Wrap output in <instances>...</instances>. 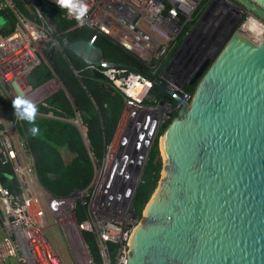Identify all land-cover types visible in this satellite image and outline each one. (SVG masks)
<instances>
[{"label": "built area", "instance_id": "2783aa9c", "mask_svg": "<svg viewBox=\"0 0 264 264\" xmlns=\"http://www.w3.org/2000/svg\"><path fill=\"white\" fill-rule=\"evenodd\" d=\"M45 1L62 7L65 17L75 21L74 26H88L95 33H104L138 59L157 63L185 25L200 14L204 0H82L87 6L83 16L70 11L62 0ZM228 3V0H206L202 16L196 17L182 34L183 41L163 66L159 77L166 82L165 89L174 104L164 100L146 102L150 99L151 79L128 70L126 65L106 61L102 64L103 77L123 93L124 107L101 162L94 163L93 178L86 188L88 196L80 199L87 208V218L82 221L76 218L75 203L67 204L42 188L33 159L19 137L16 118L11 120L0 103V154L3 162L11 164L19 189L17 194H11L0 182V264H67L49 239L48 214L52 225L73 227L82 256L77 264H96L83 238L84 232L94 236L101 264H127L128 239L140 220L134 212L133 197L148 153L163 123L191 97L183 86L203 62L195 70L200 61L195 55L206 40V36L195 33L200 30L205 35L216 29L212 38H207L217 39L240 21V14L236 13L239 11L232 12ZM27 5L35 8V0H27ZM4 6L12 8L8 0L0 1V8ZM207 15L215 18L214 25L205 23ZM15 16L13 31L5 36L0 34V97L11 107L17 98L35 105L33 100L41 87L33 88L27 77L40 64L51 41L50 21L45 27L19 14ZM263 37L264 32L254 42ZM111 244L116 246L113 256ZM69 248L71 252L76 250Z\"/></svg>", "mask_w": 264, "mask_h": 264}, {"label": "water", "instance_id": "95a60500", "mask_svg": "<svg viewBox=\"0 0 264 264\" xmlns=\"http://www.w3.org/2000/svg\"><path fill=\"white\" fill-rule=\"evenodd\" d=\"M234 1L264 22V0ZM233 27L159 136L160 178L128 239L127 264H264V37ZM95 35L68 48L102 78Z\"/></svg>", "mask_w": 264, "mask_h": 264}, {"label": "trees", "instance_id": "16d2710c", "mask_svg": "<svg viewBox=\"0 0 264 264\" xmlns=\"http://www.w3.org/2000/svg\"><path fill=\"white\" fill-rule=\"evenodd\" d=\"M3 1V0H0ZM12 8H0L4 25L0 34L8 35L13 31L16 14L26 17L37 24L49 20L51 41L43 51L44 58L28 75V83L38 88L52 77L60 82V87L47 96L43 103L35 104L34 124L39 131L30 132L33 127L26 119H20L16 110L4 102L0 103L11 120L16 118V128L23 146L30 153L36 177L42 188L52 197L65 199L77 191L87 188L93 178L94 163L103 158L105 145L115 133L124 107V95L106 78L95 77L89 65L84 63L68 48L76 39H89L96 34L93 43L101 48L102 58L109 63H121L128 70L140 72L153 81L150 99L174 104L173 98L165 89L166 82L159 77L163 66L174 55L183 41V33L188 31L195 19L187 23L181 35L174 41L157 63H146L125 49L120 43L104 33H95L88 26H74L75 21L64 15L60 6L49 4L45 0H35V8L27 5V0H8ZM206 0L200 4V12ZM39 11L42 17L37 13ZM16 13V14H15ZM54 51L48 57L49 49ZM99 69H103L102 66ZM194 85L187 82L183 89L192 95ZM173 112L172 117L176 116ZM171 118L163 123L159 135L169 124ZM70 119H78L84 128V136ZM159 137L152 143L144 169L133 197L134 212L141 217L142 210L155 189L160 178L162 159L158 145ZM69 154V157L66 155ZM53 177H49V174ZM0 182L11 194L19 192L17 179L9 162H3L0 154ZM75 214L78 221L87 218L86 205L78 199L75 202ZM83 238L96 264H101V256L94 236L84 232ZM115 245L111 244L112 256Z\"/></svg>", "mask_w": 264, "mask_h": 264}, {"label": "rangeland", "instance_id": "374dc122", "mask_svg": "<svg viewBox=\"0 0 264 264\" xmlns=\"http://www.w3.org/2000/svg\"><path fill=\"white\" fill-rule=\"evenodd\" d=\"M228 1L230 3V10L233 12L234 9H237L236 5L233 2V0H228ZM205 7L206 6H204L201 9L199 17L202 16ZM236 13L240 14L239 12H236ZM248 19L246 20V18H244L242 21L240 20L238 22V24L236 25V27H234L233 31L235 29H240L238 27L242 26L243 29H241L242 30L241 32L246 37H248L249 39H251L253 41H257L259 36L253 35L247 28H245V24L248 21ZM204 20H205V23L207 22V24L213 23V25H214L216 23L215 18L212 15L205 16ZM3 25H4V19L0 16V27H2ZM200 32L201 31L199 30V32L195 33V35L197 34V36H200V37L206 36V40L204 39L202 41V44H201L202 45L201 46L202 49H201V51L199 53H197V55H195V56H197L198 59H200V61L197 63V65L195 67V70L199 66V64L206 57H209V53L213 52L217 48V45L221 44L220 42L223 39V34L219 35L217 39H215V38L208 39L207 38V37L212 38L214 33H216V29L215 30H211L210 31L211 33L207 32L205 35H202ZM222 45L220 46V48L222 47ZM220 48H219V50H220ZM59 87H60L59 80L55 76L52 77L43 86H41V88L38 90V92L35 95L34 100H33L34 103H38L40 100H44L47 96H49L51 93L56 91ZM70 121L73 122L74 124H76V126L78 127L80 133L84 136V128L80 124L79 120L78 119H70ZM159 136L160 135H158L156 137H159ZM87 196H88V190L85 189L83 191H77V192L73 193L72 195H70L69 197H67V198H65L63 200L67 204L74 205L76 200L86 198ZM51 220H52V217H51L50 214H48L47 215V222L49 223V228H48L49 229V231H48L49 239L52 242H54L53 244H54L55 248L57 249V251L59 252L61 257L63 258L65 263H67V264H77V263H79V261L82 260V256H81L79 248L76 246V243H75L76 236H75V231H74L73 227L68 225V224H66V225H63L62 228H61L60 225H56L54 223L52 225L51 224ZM69 246L72 247L73 249H76V250L74 252H71ZM11 261H12V259H9V263Z\"/></svg>", "mask_w": 264, "mask_h": 264}, {"label": "clouds", "instance_id": "9594fccd", "mask_svg": "<svg viewBox=\"0 0 264 264\" xmlns=\"http://www.w3.org/2000/svg\"><path fill=\"white\" fill-rule=\"evenodd\" d=\"M62 3L72 12H79L83 16L87 11V6L82 2V0H62ZM24 105L23 111L20 110L21 106ZM13 107L16 109V115L20 119H26L29 123L33 124L30 132L35 135L38 133L39 129L35 126V106L31 104L28 100L17 98L13 102Z\"/></svg>", "mask_w": 264, "mask_h": 264}, {"label": "flooded vegetation", "instance_id": "af4514ba", "mask_svg": "<svg viewBox=\"0 0 264 264\" xmlns=\"http://www.w3.org/2000/svg\"><path fill=\"white\" fill-rule=\"evenodd\" d=\"M233 2L236 5V8L239 10L240 12V20L242 21L244 18H246V16L248 15V13H250L244 6L240 5L239 3H237L236 1L233 0ZM250 17H252L255 21L258 20L259 18L255 17L253 14L250 13ZM259 21H261L262 23H264L261 19H259ZM228 36V32L226 34H224L223 39L221 40V44L217 45V48L213 51L209 53V57H213L217 51L219 50L220 46L222 44H224V42L226 41V38ZM196 83V82H195ZM194 83V84H195Z\"/></svg>", "mask_w": 264, "mask_h": 264}, {"label": "bare ground", "instance_id": "6f19581e", "mask_svg": "<svg viewBox=\"0 0 264 264\" xmlns=\"http://www.w3.org/2000/svg\"><path fill=\"white\" fill-rule=\"evenodd\" d=\"M245 28H247L253 35L259 37L264 32V24L261 21H259V19L255 21L252 17H250L246 22Z\"/></svg>", "mask_w": 264, "mask_h": 264}]
</instances>
